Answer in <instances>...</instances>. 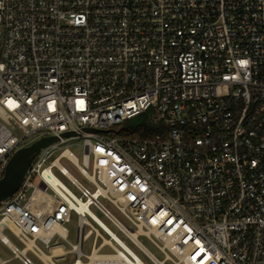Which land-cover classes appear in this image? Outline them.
Masks as SVG:
<instances>
[{
  "label": "built area",
  "instance_id": "obj_1",
  "mask_svg": "<svg viewBox=\"0 0 264 264\" xmlns=\"http://www.w3.org/2000/svg\"><path fill=\"white\" fill-rule=\"evenodd\" d=\"M143 113L151 134L126 126ZM43 137L0 202L21 264H264V0H0V179Z\"/></svg>",
  "mask_w": 264,
  "mask_h": 264
},
{
  "label": "rangeland",
  "instance_id": "obj_2",
  "mask_svg": "<svg viewBox=\"0 0 264 264\" xmlns=\"http://www.w3.org/2000/svg\"><path fill=\"white\" fill-rule=\"evenodd\" d=\"M15 133L17 135H20L21 132H17L15 131ZM36 135H33L31 137H29L28 141H31L32 139L36 138ZM83 139L82 138H78L75 140H69L66 145H68L70 147L71 150H73L76 154H80L81 153V145H82ZM64 165L66 167L69 168V170L79 178L80 181L84 182L83 177L77 173L74 169H72V167L65 161H63ZM56 174L64 181L66 182L69 186L70 184L68 183V181L61 176L59 173L56 172ZM110 210L116 215V217L121 220L123 223L126 224V221L124 220V218L116 211L114 210L112 207H110ZM94 209V208H93ZM94 211L96 212V214L106 223L109 225V227L111 229H113L114 231H116L117 229L114 227L113 224H111V222L104 217L100 212H98L97 210L94 209ZM65 226L68 228L70 235H69V241L75 243L77 241V234H78V223H77V217L75 215L72 216V219L70 222L66 223ZM6 235L8 236V238L11 240L12 243H14L17 247H19L20 249H22L23 245L21 243L18 242V240L9 232H6ZM118 235L133 249L135 250L139 255L140 252L138 251V249L120 232L118 231ZM140 240L154 253L156 254L158 257H162V255L159 253V251L145 238L141 237ZM92 241H93V235L88 233V228L85 229V240H84V244H83V251L85 253H89L91 250V245H92ZM60 243L65 244V246L67 248L70 247V244L68 241L60 239ZM39 245L44 249V251L47 252V249L44 247L43 244L39 243ZM102 253H111L113 252L112 248L110 246H105L102 251ZM28 256H30L34 262V264H43L38 258H36L32 253L28 252ZM142 256V255H141ZM143 259L146 261L147 264H152L148 259L144 258V256H142ZM0 258L2 260H7V259H11V261L8 262V264H21V260L17 257H14V254L12 252V250L10 248H8L7 246H5L1 241H0ZM75 258V254H67L66 257L64 258H59L56 260V262L58 264H64V263H68V262H72ZM166 264H171V263H166Z\"/></svg>",
  "mask_w": 264,
  "mask_h": 264
},
{
  "label": "water",
  "instance_id": "obj_3",
  "mask_svg": "<svg viewBox=\"0 0 264 264\" xmlns=\"http://www.w3.org/2000/svg\"><path fill=\"white\" fill-rule=\"evenodd\" d=\"M69 135H71V133L63 134V136ZM55 140H57V137H43L29 146L18 149L13 154L0 179V202L10 197L18 190L35 155L39 153L43 147L48 146Z\"/></svg>",
  "mask_w": 264,
  "mask_h": 264
},
{
  "label": "bare ground",
  "instance_id": "obj_4",
  "mask_svg": "<svg viewBox=\"0 0 264 264\" xmlns=\"http://www.w3.org/2000/svg\"><path fill=\"white\" fill-rule=\"evenodd\" d=\"M133 236H136L135 233L131 232ZM62 252V247L61 246H55L52 248V255L51 254H44L43 258L45 260L51 259L52 256H57ZM22 254V253H19ZM118 255H102L100 253L94 252L91 255V260L88 264H119L117 261ZM108 260V261H106Z\"/></svg>",
  "mask_w": 264,
  "mask_h": 264
},
{
  "label": "trees",
  "instance_id": "obj_5",
  "mask_svg": "<svg viewBox=\"0 0 264 264\" xmlns=\"http://www.w3.org/2000/svg\"><path fill=\"white\" fill-rule=\"evenodd\" d=\"M149 120V113H143L131 120H128L126 122V126H128L129 129L135 130L136 132L141 134L145 132V130H147V132L151 134L156 127Z\"/></svg>",
  "mask_w": 264,
  "mask_h": 264
}]
</instances>
